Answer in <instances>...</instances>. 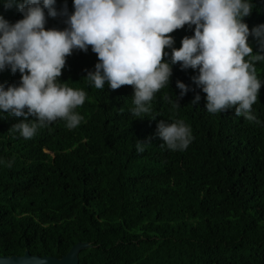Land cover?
Returning a JSON list of instances; mask_svg holds the SVG:
<instances>
[{"label": "trees", "instance_id": "16d2710c", "mask_svg": "<svg viewBox=\"0 0 264 264\" xmlns=\"http://www.w3.org/2000/svg\"><path fill=\"white\" fill-rule=\"evenodd\" d=\"M250 2L243 20L249 30L264 24V0ZM54 7L55 18L45 9V30H64L73 0ZM0 15L10 24L23 19L3 0ZM194 27L171 33L172 47L179 49ZM248 43L264 55L252 36ZM165 51L170 63L172 49ZM98 62L90 46L73 50L58 78L87 94L75 109L83 117L77 127L57 119L25 139L11 131L23 118L0 111V256L60 258L87 242L79 264H264V61L255 64L259 124L235 116L234 108L207 112L206 94L192 79L198 69L179 63L151 112L135 117L131 86L96 89L85 79ZM177 81L189 89L182 97ZM19 83L18 71H0L5 90ZM161 120L191 128L187 149L162 144ZM137 141L149 145L137 152Z\"/></svg>", "mask_w": 264, "mask_h": 264}, {"label": "clouds", "instance_id": "9594fccd", "mask_svg": "<svg viewBox=\"0 0 264 264\" xmlns=\"http://www.w3.org/2000/svg\"><path fill=\"white\" fill-rule=\"evenodd\" d=\"M55 2L3 0L6 10L15 7L23 15L14 24L0 15V71L20 73L19 86L5 90L0 85V111L23 118L12 132L31 139L38 128L57 119L70 129L81 123L83 117L75 109L85 103L86 92L58 78L73 50L86 52L89 46L99 62L85 79L96 89L105 84L111 90L131 86L135 117L151 112L156 93L169 83L171 65L179 63L182 70L198 69L192 79L206 94L207 112L234 108L235 116L260 123L252 106L262 85L255 64L264 61V55L253 54L248 38L252 36L264 53V24L249 30L243 22L253 10L250 0H73L68 27L45 30V9L48 17L58 15ZM185 25L195 26L194 34L175 49L170 34ZM167 48L172 49L170 63L164 62ZM176 87L181 97L189 91L179 81ZM157 135L171 151L187 149L193 139L183 120H161ZM147 145L137 141V152Z\"/></svg>", "mask_w": 264, "mask_h": 264}, {"label": "water", "instance_id": "95a60500", "mask_svg": "<svg viewBox=\"0 0 264 264\" xmlns=\"http://www.w3.org/2000/svg\"><path fill=\"white\" fill-rule=\"evenodd\" d=\"M90 247L87 242H78L60 258L52 256L31 255L25 251L23 255L0 256V264H79L80 251Z\"/></svg>", "mask_w": 264, "mask_h": 264}]
</instances>
